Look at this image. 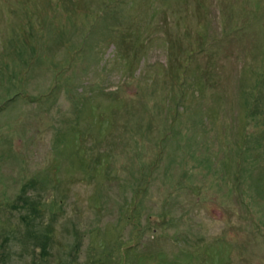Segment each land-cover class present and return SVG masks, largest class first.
I'll return each instance as SVG.
<instances>
[{
    "label": "rangeland",
    "instance_id": "rangeland-1",
    "mask_svg": "<svg viewBox=\"0 0 264 264\" xmlns=\"http://www.w3.org/2000/svg\"><path fill=\"white\" fill-rule=\"evenodd\" d=\"M0 264H264V0H0Z\"/></svg>",
    "mask_w": 264,
    "mask_h": 264
}]
</instances>
